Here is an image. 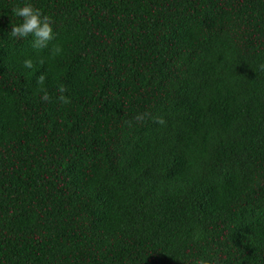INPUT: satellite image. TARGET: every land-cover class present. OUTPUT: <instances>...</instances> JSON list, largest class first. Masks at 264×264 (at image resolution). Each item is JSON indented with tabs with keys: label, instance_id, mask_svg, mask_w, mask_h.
Segmentation results:
<instances>
[{
	"label": "trees",
	"instance_id": "obj_1",
	"mask_svg": "<svg viewBox=\"0 0 264 264\" xmlns=\"http://www.w3.org/2000/svg\"><path fill=\"white\" fill-rule=\"evenodd\" d=\"M262 66L264 0H0V264H264Z\"/></svg>",
	"mask_w": 264,
	"mask_h": 264
},
{
	"label": "clouds",
	"instance_id": "obj_2",
	"mask_svg": "<svg viewBox=\"0 0 264 264\" xmlns=\"http://www.w3.org/2000/svg\"><path fill=\"white\" fill-rule=\"evenodd\" d=\"M12 12L15 16L19 17L21 22L17 25L11 27L9 35L16 40H23L28 37H32V46L36 49H43L48 47L49 41L54 39L53 32V19L51 16L44 14L41 9L34 6L30 2H26L23 5L16 6L12 9ZM55 53H59L61 49L59 47H55L53 50ZM40 64H43V59L38 61ZM23 65L25 68L31 69L33 68L32 59H25L23 61ZM264 67V66H262ZM46 76L45 74H41L37 78V82L40 85L45 83ZM67 91L65 87H60L57 89L58 99L62 103H70L67 96L64 93ZM42 95L41 100L44 102L50 101L51 97L49 96L47 90L45 88L41 89ZM136 119H141L140 116H137ZM158 123H163V119L160 118L157 120ZM194 239H198V235H194ZM196 264H211L210 261L206 259H199L196 261Z\"/></svg>",
	"mask_w": 264,
	"mask_h": 264
}]
</instances>
